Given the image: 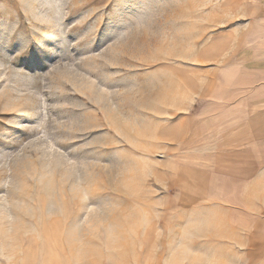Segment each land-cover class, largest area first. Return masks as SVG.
I'll list each match as a JSON object with an SVG mask.
<instances>
[{"label": "rangeland", "instance_id": "374dc122", "mask_svg": "<svg viewBox=\"0 0 264 264\" xmlns=\"http://www.w3.org/2000/svg\"><path fill=\"white\" fill-rule=\"evenodd\" d=\"M257 1L0 0V264H264L193 130Z\"/></svg>", "mask_w": 264, "mask_h": 264}, {"label": "crops", "instance_id": "0c3cea01", "mask_svg": "<svg viewBox=\"0 0 264 264\" xmlns=\"http://www.w3.org/2000/svg\"><path fill=\"white\" fill-rule=\"evenodd\" d=\"M248 32L218 67L217 81L198 97L194 127L204 153L197 169L203 196L225 213L223 243L264 250V0H258ZM215 132V133H211ZM188 142V127L181 130ZM210 151L209 155H205ZM207 152V153H208ZM208 158V160H206ZM207 161V163H206ZM189 180V179H188ZM187 180V181H188ZM207 190V191H206Z\"/></svg>", "mask_w": 264, "mask_h": 264}]
</instances>
